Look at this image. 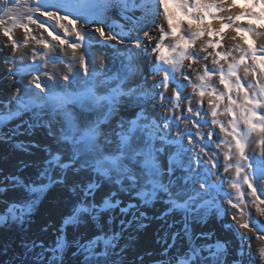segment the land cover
Returning a JSON list of instances; mask_svg holds the SVG:
<instances>
[{"label": "snow or ice", "instance_id": "obj_1", "mask_svg": "<svg viewBox=\"0 0 264 264\" xmlns=\"http://www.w3.org/2000/svg\"><path fill=\"white\" fill-rule=\"evenodd\" d=\"M171 2L197 26L174 24L169 0H0V34L12 49L2 62L8 67L0 79L9 78L15 87L7 103L0 101V124L31 113L29 129L46 127L56 144L34 176L22 177L28 167L24 162L16 173L0 171V198L15 194L11 200H0V230H18L20 251L11 264H65L69 247L76 264H144L139 252L132 258L134 241L128 229L146 219L156 203L165 209L156 219L167 224L169 216L183 217V228L171 235L172 243L165 239V252L175 248L177 240L189 242L186 251L169 253L168 264H229V256L232 264H254V256L264 264V223L251 212L254 208L264 216V81L245 87L238 75L244 64L245 76H264V45L219 51L221 38L196 50L202 36L219 35L243 16L264 20V0H249L262 9L259 15L243 12L227 17V23L225 17H213L222 21L219 31L204 27L205 15L199 14L224 11L215 0ZM111 12L124 23L109 22ZM161 15L167 30L155 23ZM32 25L42 32L34 35ZM180 28L184 31L178 32ZM16 29L23 31L22 41L14 36ZM233 31L237 35L232 40H244L247 33L264 35L251 26L236 25ZM168 39L173 42L166 44ZM30 41L40 47L32 49V62L27 63L24 55L15 53ZM93 46L113 49L118 63L101 54L97 66L89 51ZM233 51L241 53L238 59ZM150 54L154 59L149 65ZM209 58L216 67L194 68ZM221 61L227 62V69ZM60 64L79 68L60 77ZM23 76L30 79L17 86ZM149 76L155 78L151 85ZM214 76L223 90L212 84ZM187 86L192 95L185 94ZM193 97H198L196 105ZM18 128L0 139H10ZM57 188L70 196L55 240L46 246L27 233L33 214ZM220 201L235 210L225 227L238 236L239 245L229 248L219 240L197 245L189 220L226 214L229 209ZM69 226L84 229L71 242L66 236ZM41 231H48V226ZM199 238L210 239V234ZM253 238L259 241L255 251ZM12 243L0 241V252L7 255Z\"/></svg>", "mask_w": 264, "mask_h": 264}, {"label": "rangeland", "instance_id": "obj_2", "mask_svg": "<svg viewBox=\"0 0 264 264\" xmlns=\"http://www.w3.org/2000/svg\"><path fill=\"white\" fill-rule=\"evenodd\" d=\"M219 1L220 2H218V0H215L217 5L220 4L218 6L222 7L224 11L222 12L213 11L211 15L206 16L204 20V25H203L204 27L211 26L213 29L219 31L222 21H220L219 19H213V17H225V20L223 22L227 23V17L229 16H231L234 19L235 16L240 15L243 12L252 11V12L257 13V15H259V13L262 11V9L258 5L249 3V0H238L237 2H234V3L233 1L229 2V0H219ZM189 2L191 3V0H189ZM202 2L212 3L213 0H202ZM242 2L245 3V5L244 3L241 5L242 7L237 5V4L240 5V3ZM114 13L115 12L110 13L109 22H112L113 20H115L114 16L118 17L114 15ZM179 18H180V23L187 24V25L189 24L187 22V19H191L190 22H194L193 24L191 23L193 28H195L198 24L197 21L193 20L192 18L188 16H185L183 13ZM252 19H253L252 17L243 16L239 21H235V24L232 27L224 29V31L220 32L219 35H213L211 37H209L208 35L202 36L199 40L196 41V50L199 51L200 47L209 40L216 41V40H221V38H222V47L217 49L219 51L233 49L235 45H243V47L247 48L249 42H252L253 46L259 49L262 45H264L262 44L264 42H261L259 39L264 40V38H261V37L254 38V36H252V33H248L246 35L248 37L247 39L248 43H245V40L243 41V43L233 42L231 37H227L228 29H232L236 25H240L241 27L247 28L248 26L246 24L250 23ZM116 21L123 24V22L120 21V19ZM252 21L255 22L254 27L256 29V32L259 33V29H260L262 33H264V27H261V25H264V20L255 19ZM31 27L33 28L34 35H39L40 32H42V30L37 29L34 25H32ZM165 29L167 30V26L165 27ZM89 30L92 31V29H89ZM22 32L23 31L21 29H16L14 32V36L18 40H21V41L23 40V36H24V33ZM178 32H181V31L178 30ZM44 35L47 36V33H44ZM0 38L4 42V45H9L8 46L9 55H11L12 49L10 47L9 41L2 34H0ZM227 38L231 41H229ZM48 39L51 41V37H48ZM72 39H74V37H69V40H72ZM166 41H165L166 44H171L173 42L171 39H168ZM52 43L55 44L56 42L53 41ZM34 47H40V46L36 45L33 41H30L27 47H21L15 53V55L17 57L24 55L25 56L24 62L31 63L32 61L30 58V54ZM93 48L98 50L99 46H93ZM104 51L106 52L107 56L113 58L118 63L117 54L114 52L113 49L106 48L104 49ZM209 51H211V49H209ZM235 53L238 55L235 56L236 55ZM201 55H203V53H201ZM232 55L233 57L238 59L241 53L238 51H233ZM148 58H149L148 64L150 65L152 59H154V56L151 55V58L150 57ZM67 62L68 61L65 60V63ZM228 62H232L231 57L229 58ZM184 63H185V66H187L189 62L185 61ZM251 63H252L251 60L245 61V64L250 65ZM204 64H207L209 68L216 67L215 65L211 63V58H209V60L207 61L202 60L201 63L194 65V68L202 69ZM221 64H223L225 69H227V62L221 61ZM7 67L8 65L6 66V68ZM244 67H245L244 64L240 66V68L238 69V75L242 78V82L245 84V87H247L248 83H255L257 79L264 81V76H260V75L253 76L251 74L248 75L249 77L245 76ZM257 71L259 72L258 69ZM26 78L27 76H23L22 79H17V86L21 84H27L28 81L26 80ZM3 79H5L6 81L4 82L5 84L3 83L4 86L3 85L0 86V101L7 103V100L10 94H12L10 92L15 87L10 86L12 82L9 78L3 77L1 81H3ZM148 79L150 78L148 77ZM193 79H195L194 75H193ZM218 79H219L218 76H214L211 82L215 87H217L218 90H223V85H220L218 83ZM184 83L187 84L186 81ZM196 83H199V81H196ZM184 92L185 94L192 95L193 90L191 86H187L184 88ZM171 93H172V87L170 86L167 94L171 95ZM233 95L235 96V92L233 93ZM197 99L198 97H193V101H192L193 105H196ZM208 99L209 97L206 96L205 102H204V108L206 110H208V104H207ZM224 103L226 104V100ZM223 107H224V104L221 105V108ZM157 115H159V113ZM208 118L211 119L210 116ZM220 119L226 121L228 117L221 116ZM32 122L33 121L31 119V113H21L20 116L12 119L11 121L6 122L5 124H0V136H4L5 133H9L10 129H13L19 126L18 132L16 135L11 136L10 139L8 138L0 139V142L1 141L9 142V145L7 146L8 151L12 152L15 156L12 162L8 161L7 163H5L4 160L1 159L0 157V171H2L4 174H8L11 172L16 173L18 167L21 165V162H24L28 164V167L23 168V171L21 173L22 177L34 176L37 172L38 166H40L42 162L47 158L48 151L55 150L56 148L55 140L53 136H50L48 134V129L46 127H41V126H36V127L29 129L28 124ZM216 131L219 132V129L217 128ZM213 139L215 140L216 138L214 137ZM18 145H23V147H18ZM214 146L215 145L213 144V148H215ZM253 147H255V145H253ZM219 160H220L219 171L223 173L224 161L222 158V153L220 155ZM213 179H215V177ZM69 196H70L69 193L62 191L59 188L54 189L50 192L49 197L41 202L38 209L33 214L32 223L27 233L28 238L36 239L37 241H43L46 246L48 244H51L55 240V236L57 234L56 229L60 227L62 216L66 212V204L68 202ZM4 198L11 200L15 198V194L12 192H9L5 195V197L0 198V200ZM62 200L63 202H61ZM225 202L226 201H220L222 208L229 209L228 205L225 206ZM163 211H165L163 205L156 203L155 205L151 206L147 210L146 219H144L142 222L138 224H133L128 229V232L131 233V238L134 241L132 245V253H133L132 258L133 259L135 258L134 254L139 252L140 255L144 257V264H168L169 253H175L177 250H180V251L187 250L189 242L187 238H184L182 241L180 240L176 241L175 248L169 249L168 252H165V239L167 240V243L169 244L172 243L171 235L183 228V217L179 214L175 216H169L167 218V224H166L164 220L155 218V217L160 216V214ZM234 211L235 210H231V211L228 210L226 214L220 215V216H214L210 214L207 217H204L198 220L190 219L189 228L193 236L194 242L197 245H201L205 243L214 244L216 243V241L219 240L221 243H226L229 248L236 247L240 243V241L238 242V239L235 237L228 236L229 232L224 233L228 230L225 227V224L232 222L230 217L232 215V212ZM251 212L254 217H260V219H263L262 216H259V214L255 212L254 208L251 209ZM128 219H131V217L129 216ZM118 223L119 222L117 221V230H119ZM45 225L48 226V231L46 232L41 231V228ZM168 225H173V226L169 228ZM37 227L40 230L37 229ZM82 231H84L82 227L80 229H77L72 226H69L66 229V236H67L68 241L71 242L72 239L75 238L78 235V233ZM243 231L244 230H242V232ZM17 233H18L17 229L4 228L0 230V241L8 240V241L15 242L10 245L11 251H9L7 255L3 254V252H0V264H11L12 256L14 254L19 253L20 249L17 247L19 243V236L17 235ZM202 233L210 234V239L205 240L203 238H199L201 237ZM90 235L91 233L89 232V236ZM72 251H74V249L71 247L67 249L66 254H65V264H76L75 258H73L71 255ZM227 259H228L229 264H232L231 257L229 256L227 257Z\"/></svg>", "mask_w": 264, "mask_h": 264}, {"label": "bare ground", "instance_id": "obj_3", "mask_svg": "<svg viewBox=\"0 0 264 264\" xmlns=\"http://www.w3.org/2000/svg\"><path fill=\"white\" fill-rule=\"evenodd\" d=\"M230 1H233V0H229V2ZM238 0H235V2H237ZM217 2V1H216ZM218 2H220L219 0H218ZM244 2H242V3H240V5L239 4H237L238 6H240V7H242L241 5L243 4ZM225 4V3H224ZM223 4V5H224ZM218 5H220V4H218ZM244 5H245V3H244ZM225 6V5H224ZM249 7V6H248ZM168 8H169V12H170V14H172V16H173V20H174V24H182V23H180V16L182 15V13L180 12V10L179 9H177L175 6H174V4L171 2V0H169V5H168ZM228 9V8H227ZM237 9H239V8H237ZM160 11L162 12L163 11V9L161 8L160 9ZM235 11V10H234ZM237 11V10H236ZM241 11V10H240ZM245 11V10H244ZM260 11V10H259ZM194 13L196 12V10H194L193 11ZM202 14H204L203 12H201ZM201 13H199V14H201ZM235 14V13H234ZM114 15H116V16H118L116 13H114ZM205 15V17L206 16H208L207 14H204ZM229 16V15H228ZM177 17H178V19H177ZM114 19L115 20H119V16L118 17H115L114 16ZM190 20L191 19H187V22L188 23H194V22H190ZM252 20H255V19H252ZM250 21V23H248V24H246L248 27L249 26H251V27H253V28H255L254 26H255V22L254 21ZM120 21H122L123 23H124V21L123 20H120ZM155 23L156 24H163L164 25V27H166L167 25H166V23L164 22V19H163V16L161 15L160 17H157L156 18V20H155ZM244 24V23H243ZM184 26H187V24H183ZM245 26V25H244ZM246 26V27H247ZM257 28V27H256ZM178 30H180L181 32L183 31V29L182 28H180V29H178ZM91 30H89V32H90ZM258 31V30H257ZM153 32L157 35V31H156V29L155 28H153ZM23 33V32H22ZM258 33V32H257ZM259 33H262V31L259 29ZM248 34V33H247ZM237 34L233 31V28L232 29H228V31H227V37H232V36H236ZM250 35V34H249ZM158 36V35H157ZM252 36H254V38H257V37H261V38H264V36H262V35H259V36H257V35H253L252 34ZM228 39V38H227ZM248 39V37L247 36H245V38H244V40H247ZM229 40V39H228ZM244 40H242L241 38H240V36H237V39L236 40H232L233 42H242L243 43V41ZM261 42H264V40L263 39H259ZM229 41H231V40H229ZM250 41V40H249ZM2 42V43H1ZM167 42V41H166ZM248 43V42H247ZM249 44H252V42H249ZM262 44H264V43H262ZM247 46V45H246ZM104 49H106V47H99V49L98 50H96V49H94V48H91L89 51H90V55H95L96 56V63H97V66H99V63H100V60H99V56L101 55V54H104V55H107L106 54V52L104 51ZM112 53V52H111ZM236 54V53H235ZM7 55H9V49H8V47H4V42L1 40V38H0V76H2V74H3V70H6L7 68H6V66H7V64H4V63H2L3 62V60H4V58H5V56H7ZM109 55V54H108ZM111 55V54H110ZM238 54H236L235 56H237ZM150 58H151V55L149 56ZM149 59V58H148ZM67 61V60H66ZM79 68V65H73L72 66V68L70 69V68H67V67H65L64 66V64H60V65H57V68H56V74L58 75V76H60V77H62L65 73H68V72H70V71H72V70H75V69H78ZM250 75V74H249ZM248 76V75H247ZM249 77V76H248ZM251 77V76H250ZM149 78L150 79H148V84L149 85H151L152 84V82H153V80L155 79L154 77H152V76H149ZM30 79V77H28L27 76V78H26V80L28 81ZM6 80L5 79H3V81H1V79H0V86L1 85H3L4 86V82H5ZM10 82V81H9ZM12 82V81H11ZM4 83V84H3ZM3 86H2V88H3ZM15 92V88L10 92V93H14ZM206 98V97H205ZM158 114V113H157ZM210 119V118H209ZM9 145V142H7V141H1L0 142V157H1V159H3L4 160V162L5 163H7L8 161L9 162H12L13 160H14V158H15V156H14V154L12 153V152H9L8 151V148H7V146ZM215 147V146H214ZM10 171V170H9ZM12 173V172H11ZM225 184H227V182H225ZM250 199V198H249ZM225 206H227V203L225 202ZM224 206V207H225ZM228 208H229V206H228ZM52 209V208H51ZM230 211H231V209H229ZM263 217V219H260V217H255V219L256 220H259L261 223H264V216H262ZM231 218V217H230ZM205 228V227H204ZM37 229H39L38 227H37ZM40 230V229H39ZM239 231H241L242 232V229L241 230H239ZM229 232V233H228ZM224 233H228V236H231V237H235V238H237L238 239V237L233 233V232H230V231H226V232H224ZM42 235V234H41ZM250 235V234H249ZM226 237V236H225ZM238 242H239V239H238ZM239 245V244H238ZM259 247V241H256L255 240V238H253V241H252V248H253V250L255 251L257 248ZM233 248H235V247H233ZM254 264H260V261H259V259H258V256H254Z\"/></svg>", "mask_w": 264, "mask_h": 264}]
</instances>
